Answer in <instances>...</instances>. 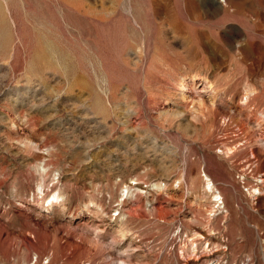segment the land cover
Listing matches in <instances>:
<instances>
[{"label":"rangeland","instance_id":"1","mask_svg":"<svg viewBox=\"0 0 264 264\" xmlns=\"http://www.w3.org/2000/svg\"><path fill=\"white\" fill-rule=\"evenodd\" d=\"M260 111L264 0H0V264H264Z\"/></svg>","mask_w":264,"mask_h":264},{"label":"bare ground","instance_id":"2","mask_svg":"<svg viewBox=\"0 0 264 264\" xmlns=\"http://www.w3.org/2000/svg\"><path fill=\"white\" fill-rule=\"evenodd\" d=\"M251 94H253V93L251 92L250 89L245 90L244 93L241 94L240 101L246 103L248 101V99L251 97ZM259 114L261 116H264V112H262V111H260ZM232 150H233V148L231 146L224 145L223 151H224L225 154H228V153L232 152ZM202 179H203V177H202ZM201 188H203L207 192H210L209 195L211 194L212 200L216 204L215 207L218 206V205H220L222 203V198H221V195H220L219 191L217 189H215L216 187L214 186L213 181L209 177H207V175H205V173H204V183H203V187L201 186ZM248 189L249 190H247V192L249 194L253 195V196H254V194H256L259 191V188L257 187V185L256 186H250ZM56 197H57V194H51L49 196L48 200H47V203H52L53 201H55ZM202 228H203V232L204 231L205 232H208V231H210L212 229L209 222L206 223L205 226L202 227ZM192 233H193L192 234L193 237L190 239L189 245H192L200 237L199 236L200 234H199L198 231L195 230ZM190 236H191V234H190ZM188 248H191V246L190 247H187V249ZM191 250H193V247L191 248ZM182 253H186V249L185 248H183Z\"/></svg>","mask_w":264,"mask_h":264}]
</instances>
